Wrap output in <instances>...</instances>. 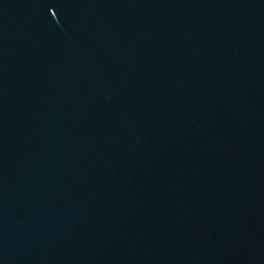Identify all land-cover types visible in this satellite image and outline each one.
I'll use <instances>...</instances> for the list:
<instances>
[{"label": "water", "instance_id": "1", "mask_svg": "<svg viewBox=\"0 0 264 264\" xmlns=\"http://www.w3.org/2000/svg\"><path fill=\"white\" fill-rule=\"evenodd\" d=\"M0 264H264V0H0Z\"/></svg>", "mask_w": 264, "mask_h": 264}]
</instances>
